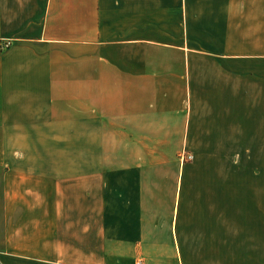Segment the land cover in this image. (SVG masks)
<instances>
[{
	"label": "crops",
	"instance_id": "1",
	"mask_svg": "<svg viewBox=\"0 0 264 264\" xmlns=\"http://www.w3.org/2000/svg\"><path fill=\"white\" fill-rule=\"evenodd\" d=\"M263 97L264 0H0V264L263 263L196 172Z\"/></svg>",
	"mask_w": 264,
	"mask_h": 264
},
{
	"label": "rangeland",
	"instance_id": "2",
	"mask_svg": "<svg viewBox=\"0 0 264 264\" xmlns=\"http://www.w3.org/2000/svg\"><path fill=\"white\" fill-rule=\"evenodd\" d=\"M262 102L260 108L247 107L245 139L231 138L222 149L229 153L203 154L196 161L197 193L228 198L231 217H239L231 219L236 223L231 225V243H246V255L262 258L259 264H264V97ZM1 211L0 201V247Z\"/></svg>",
	"mask_w": 264,
	"mask_h": 264
},
{
	"label": "built area",
	"instance_id": "3",
	"mask_svg": "<svg viewBox=\"0 0 264 264\" xmlns=\"http://www.w3.org/2000/svg\"><path fill=\"white\" fill-rule=\"evenodd\" d=\"M6 46L8 45V43L5 44ZM179 159L184 162V161H190L193 159V155L185 152V151H182L180 154H179Z\"/></svg>",
	"mask_w": 264,
	"mask_h": 264
}]
</instances>
